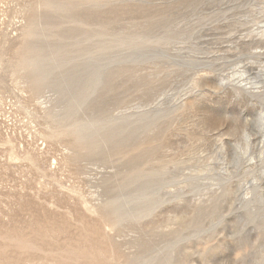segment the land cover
<instances>
[{
  "label": "rangeland",
  "instance_id": "1",
  "mask_svg": "<svg viewBox=\"0 0 264 264\" xmlns=\"http://www.w3.org/2000/svg\"><path fill=\"white\" fill-rule=\"evenodd\" d=\"M0 264H264V0H0Z\"/></svg>",
  "mask_w": 264,
  "mask_h": 264
},
{
  "label": "bare ground",
  "instance_id": "2",
  "mask_svg": "<svg viewBox=\"0 0 264 264\" xmlns=\"http://www.w3.org/2000/svg\"><path fill=\"white\" fill-rule=\"evenodd\" d=\"M260 121H261V118H260Z\"/></svg>",
  "mask_w": 264,
  "mask_h": 264
}]
</instances>
